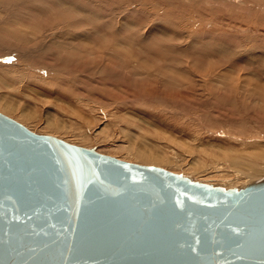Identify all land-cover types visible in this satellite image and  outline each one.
Here are the masks:
<instances>
[{"label": "rangeland", "instance_id": "374dc122", "mask_svg": "<svg viewBox=\"0 0 264 264\" xmlns=\"http://www.w3.org/2000/svg\"><path fill=\"white\" fill-rule=\"evenodd\" d=\"M47 1L0 0L1 114L211 187L264 177V0ZM242 155L257 176L233 166Z\"/></svg>", "mask_w": 264, "mask_h": 264}, {"label": "water", "instance_id": "95a60500", "mask_svg": "<svg viewBox=\"0 0 264 264\" xmlns=\"http://www.w3.org/2000/svg\"><path fill=\"white\" fill-rule=\"evenodd\" d=\"M0 264H264V177L211 187L0 114Z\"/></svg>", "mask_w": 264, "mask_h": 264}, {"label": "bare ground", "instance_id": "6f19581e", "mask_svg": "<svg viewBox=\"0 0 264 264\" xmlns=\"http://www.w3.org/2000/svg\"><path fill=\"white\" fill-rule=\"evenodd\" d=\"M52 2H54L55 0H51ZM50 1V3H52ZM75 0H70V2L71 3H73ZM233 1V0H232ZM34 2L35 3H37L39 6H41L43 9H44V12L45 13H47L48 12V9L50 10V7H49V5H48V1L47 0H34ZM184 2V1H183ZM62 2H58V4H61ZM208 3V2H207ZM229 3V2H228ZM68 4V3H67ZM74 4V3H73ZM72 4V5H73ZM175 4V3H174ZM198 4V3H197ZM234 4V3H233ZM29 5V4H28ZM55 5V4H54ZM208 5L209 6H218V7H223V8H225L226 7V9H228L227 8V5L225 6L224 4H222V3H218V4H214L213 2L211 3V2H209L208 3ZM222 5V6H221ZM231 5V4H230ZM62 6V5H61ZM233 6V5H232ZM232 6H230V8L232 7ZM29 7V6H28ZM55 7V6H54ZM71 7V6H70ZM180 7H182V6H180ZM71 8H73V7H71ZM57 9V8H56ZM59 9V8H58ZM243 9V8H242ZM13 11V10H12ZM52 11V10H51ZM54 11V10H53ZM25 12V11H24ZM29 12V11H28ZM59 12V11H58ZM56 13V12H55ZM54 13V14H55ZM23 14V13H22ZM52 14V13H51ZM18 18H23V19H21L20 21V23H19V25H29V24H25V22H24V19H27V18H25L24 16H19ZM41 19V18H40ZM33 20V19H32ZM41 23H43V21H41ZM157 34V33H156ZM46 40V39H45ZM45 40H44V42H45ZM229 45H231V44H229ZM45 46V45H44ZM55 48L53 47V46H47V50L49 51V52H52L53 53V50H54ZM58 49V48H57ZM61 49V48H60ZM92 49V48H91ZM81 50H82V52L83 53H87V52H89L88 51V49H86V46L85 45H83V43L81 44ZM91 51V50H90ZM65 52V51H64ZM51 53V54H52ZM56 53V52H55ZM60 53H62V52H60ZM59 58V57H58ZM132 61H133V63H137V65H134V66H132V65H130L129 67L132 69V70H134V74L135 75H138L140 72H139V70H143L145 67H144V65H138V62L137 61H135V60H133L132 59ZM244 63H245V61H244ZM158 65H155V67H157ZM166 67H168V65L166 66ZM167 70V69H166ZM168 71H169V69L167 70V71H165V70H163V71H161V72H156V74H155V76H158V75H161V77H163L164 78V82L163 83H165L166 85H176V84H178V83H181V85L183 84L182 82L183 81H181V82H179V80H178V78H176V77H174V76H172L171 74H169L168 73ZM162 79V78H161ZM163 81V80H162ZM246 84V83H245ZM231 85V84H230ZM164 86V85H163ZM226 86V85H225ZM167 87V86H166ZM174 87V86H173ZM232 87H234L233 85H232ZM264 87V86H263ZM225 88V87H224ZM223 88V89H224ZM227 88V87H226ZM218 89V88H217ZM219 89H220V87H219ZM229 89V88H228ZM1 114V113H0ZM1 115H3V114H1ZM3 116H5V115H3ZM11 119V118H10ZM13 120V119H12ZM16 122V121H15ZM18 123V122H17ZM37 135V134H36ZM66 143V142H65ZM68 144V143H67ZM70 145V144H69ZM73 146V145H72ZM81 148V147H80ZM84 149V148H83ZM261 151V150H260ZM96 152V151H95ZM264 152V151H263ZM263 152H258V155H254V153H253V155H251V157H253V158H256L257 160H259V159H262L263 158V155H264V153ZM97 153V152H96ZM99 154V153H98ZM257 154V153H256ZM102 155V154H101ZM250 157V156H249ZM248 158V157H247ZM246 157H244V155H242V156H240L239 157V162L241 161L243 164L242 165H240V164H238L237 163V161L238 160H236L235 159V161H234V164H233V166H235V168L237 167V168H239L240 166H242L241 168H245V169H247L248 170V176H251V178H252V176H257V174H259V169H258V166L259 165H255V164H253L251 161H249V159H247ZM240 159H243V160H240ZM245 159V160H244ZM253 161V160H252ZM256 161V160H255ZM254 161V163H256ZM230 162V161H229ZM232 163V162H231ZM134 164V163H133ZM139 165V164H138ZM143 166H146V165H143ZM158 168V167H157ZM240 168V169H241ZM164 170V169H163ZM166 171V170H165ZM235 171H236V169H235ZM238 172H240V171H238ZM250 178V177H249ZM221 188V187H220ZM223 189V188H222ZM225 190V189H224Z\"/></svg>", "mask_w": 264, "mask_h": 264}, {"label": "snow or ice", "instance_id": "6c2138e0", "mask_svg": "<svg viewBox=\"0 0 264 264\" xmlns=\"http://www.w3.org/2000/svg\"><path fill=\"white\" fill-rule=\"evenodd\" d=\"M7 62H11V61L9 60V61H7Z\"/></svg>", "mask_w": 264, "mask_h": 264}]
</instances>
